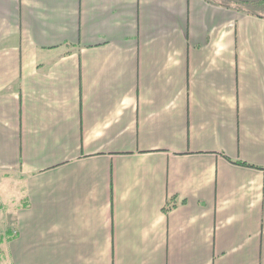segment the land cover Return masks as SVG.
Masks as SVG:
<instances>
[{
    "label": "crops",
    "instance_id": "crops-1",
    "mask_svg": "<svg viewBox=\"0 0 264 264\" xmlns=\"http://www.w3.org/2000/svg\"><path fill=\"white\" fill-rule=\"evenodd\" d=\"M0 206L4 264H264V17L0 0Z\"/></svg>",
    "mask_w": 264,
    "mask_h": 264
},
{
    "label": "trees",
    "instance_id": "trees-1",
    "mask_svg": "<svg viewBox=\"0 0 264 264\" xmlns=\"http://www.w3.org/2000/svg\"><path fill=\"white\" fill-rule=\"evenodd\" d=\"M208 4L231 9L235 12L246 13L256 17H264V0H204ZM257 8L262 11H256ZM262 13V14H259ZM239 164H244L237 162Z\"/></svg>",
    "mask_w": 264,
    "mask_h": 264
},
{
    "label": "rangeland",
    "instance_id": "rangeland-1",
    "mask_svg": "<svg viewBox=\"0 0 264 264\" xmlns=\"http://www.w3.org/2000/svg\"><path fill=\"white\" fill-rule=\"evenodd\" d=\"M252 9H257V8H252ZM256 11H262L263 12V10H260V9H257ZM259 14H262V13H259ZM262 15H264V14H262ZM3 218H5V216H4V213L2 212L1 206H0V219H3ZM7 227H8L7 225H3L0 227V237L1 236H2V238L4 237L5 232L7 231ZM0 264H4L2 260H0Z\"/></svg>",
    "mask_w": 264,
    "mask_h": 264
}]
</instances>
